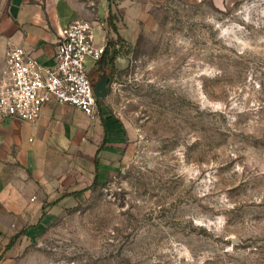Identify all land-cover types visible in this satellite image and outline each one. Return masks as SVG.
<instances>
[{
	"label": "rangeland",
	"instance_id": "rangeland-1",
	"mask_svg": "<svg viewBox=\"0 0 264 264\" xmlns=\"http://www.w3.org/2000/svg\"><path fill=\"white\" fill-rule=\"evenodd\" d=\"M142 11L105 97L126 129L119 170L45 201L34 235L12 223L0 264H264V0Z\"/></svg>",
	"mask_w": 264,
	"mask_h": 264
},
{
	"label": "crops",
	"instance_id": "crops-1",
	"mask_svg": "<svg viewBox=\"0 0 264 264\" xmlns=\"http://www.w3.org/2000/svg\"><path fill=\"white\" fill-rule=\"evenodd\" d=\"M165 0H10L9 12L0 23V70L6 64L10 43L23 46L40 62L54 63L63 28L76 19L93 23L97 44L106 45L108 16L124 43L139 35L140 16L151 2ZM93 61L90 74H105ZM92 77V75H91ZM126 129L105 114V98L97 114L89 117L80 109L47 103L32 124L18 118L0 117V235L36 234L51 209L74 197L95 181L105 182L119 170L126 153ZM52 212V211H51Z\"/></svg>",
	"mask_w": 264,
	"mask_h": 264
},
{
	"label": "built area",
	"instance_id": "built-area-1",
	"mask_svg": "<svg viewBox=\"0 0 264 264\" xmlns=\"http://www.w3.org/2000/svg\"><path fill=\"white\" fill-rule=\"evenodd\" d=\"M106 45L96 43L95 26L76 19L62 29L54 63L46 65L23 46L10 43L0 70V117L36 123L49 102L76 107L91 118L98 109L87 61H98Z\"/></svg>",
	"mask_w": 264,
	"mask_h": 264
},
{
	"label": "trees",
	"instance_id": "trees-1",
	"mask_svg": "<svg viewBox=\"0 0 264 264\" xmlns=\"http://www.w3.org/2000/svg\"><path fill=\"white\" fill-rule=\"evenodd\" d=\"M113 20H114V17L110 14L108 16L107 24L109 26V29H111L114 33H117V37L111 36L110 30L107 32L105 53L97 61L98 64H101L99 68L100 71L105 72V74L108 75L109 83L113 82V77L118 72L117 67H116V59L120 54V47L118 46L119 44L124 43V40L122 39V37L118 35V31H117L116 26L114 25ZM98 102H100V99H98ZM105 183L106 182L102 183V182L95 181L86 190H90L91 188H93V186H97V185L104 186ZM23 234H25V231H20L18 233L19 236H22ZM12 245H13V242L9 243V247Z\"/></svg>",
	"mask_w": 264,
	"mask_h": 264
},
{
	"label": "water",
	"instance_id": "water-1",
	"mask_svg": "<svg viewBox=\"0 0 264 264\" xmlns=\"http://www.w3.org/2000/svg\"><path fill=\"white\" fill-rule=\"evenodd\" d=\"M109 92V77L103 74L100 80L94 84V93L98 99L107 97Z\"/></svg>",
	"mask_w": 264,
	"mask_h": 264
}]
</instances>
